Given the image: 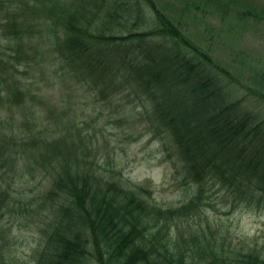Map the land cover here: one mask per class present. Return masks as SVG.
<instances>
[{"label":"trees","instance_id":"1","mask_svg":"<svg viewBox=\"0 0 264 264\" xmlns=\"http://www.w3.org/2000/svg\"><path fill=\"white\" fill-rule=\"evenodd\" d=\"M146 12L152 27L137 30ZM0 31L7 42L0 47V102L26 107L25 83H15L10 69L37 58L26 49L38 34L60 77L83 84L98 100L122 90L137 95L149 129L172 144L183 181L195 185L181 205L158 206L143 185H126L114 169L101 167L96 136L75 120L44 123L36 108L13 116L11 132L0 120V166L33 181L40 175L27 198H14L0 173V208L12 204L43 224L34 264H264L255 249H230L208 236L214 233L208 223L190 222L172 236L176 220L199 218L211 205L212 188L224 192L230 211L264 200V121L229 99L223 70L155 0H0ZM14 85L6 95L4 87ZM7 251L0 244V264H12Z\"/></svg>","mask_w":264,"mask_h":264},{"label":"rangeland","instance_id":"2","mask_svg":"<svg viewBox=\"0 0 264 264\" xmlns=\"http://www.w3.org/2000/svg\"><path fill=\"white\" fill-rule=\"evenodd\" d=\"M155 1L179 23L196 46L210 54L219 70H223L219 71L220 81L229 99L238 101L255 122L264 121V99L260 98V92H264V0ZM146 14L145 18L150 20L151 12ZM27 15L30 20V13ZM133 20H127L126 25L130 26ZM148 20L139 22L137 30H149L152 22ZM33 41L26 50L39 53L37 58L10 69L15 72V83L17 80L25 83L22 91L26 107L18 106V102L13 106L0 102V120L5 121L3 128L11 132L12 117L22 118L34 108L40 110L44 123L52 124L56 116L75 120L85 133L96 136L92 138V146L101 167L114 169L115 177L126 185H143L156 205L177 207L193 196L195 185L183 181V173L178 171L181 162L176 159L172 144L166 138L155 137L149 129L147 113L141 108L137 95L122 90L107 100H98L83 84L60 77V65L48 54L49 46L38 34ZM5 43L1 37L0 47ZM20 53L25 56V52ZM3 68H8L6 62ZM211 70L216 72L217 69ZM4 88L6 95L7 90L11 94L15 85ZM58 133L65 135L66 130ZM0 173L9 179L14 198H27L28 190L40 179V175L35 181L29 180L28 174L17 176L9 165L0 166ZM19 191L23 193L18 194ZM223 193L218 187L210 189L207 202L211 205L205 207L199 218L176 220L172 236L188 229L190 222L195 226L208 223L214 232L208 236L222 240L225 247L255 249L264 256V200L260 204L255 200L241 204L230 211ZM11 208L12 204L10 208H0V244L8 250L12 264H34V250L43 226L41 219L30 212L20 214Z\"/></svg>","mask_w":264,"mask_h":264}]
</instances>
